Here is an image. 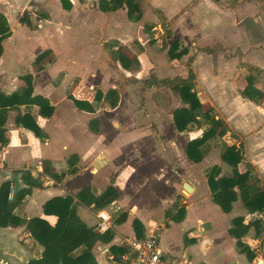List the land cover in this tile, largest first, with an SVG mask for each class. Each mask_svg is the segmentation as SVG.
I'll list each match as a JSON object with an SVG mask.
<instances>
[{
    "label": "crops",
    "instance_id": "1",
    "mask_svg": "<svg viewBox=\"0 0 264 264\" xmlns=\"http://www.w3.org/2000/svg\"><path fill=\"white\" fill-rule=\"evenodd\" d=\"M252 1H254L255 6L249 3L248 0H238V4L248 3L250 13L254 12L255 15H260L263 20L260 23L264 25V0ZM58 4L59 0H39V3H34L32 0H0V14L6 17L11 29V35L3 41V54L0 57V91L9 96L22 93L27 88L22 78L31 74L33 76V96L47 99L53 107L51 115L43 114L38 106H20L18 109H11L8 112L7 122L4 126V138L8 142L7 145L0 148V187L6 182H10V194L13 192L15 196L19 190L25 187L22 172L29 171L34 179L43 183V188H35L32 194L14 210L13 215L20 221L19 224L6 228L0 227V264H30V261L42 257L44 248L26 230L27 222L39 218L54 227L58 218L53 215H46L44 206L54 198H65L67 196L73 198V207L76 208L81 220L94 230L97 224L96 213L98 210H105L113 216V241L110 244L97 243L92 250L98 264L114 263V254L111 252V247H120L119 243L123 238L135 237L142 239L156 231L160 232L159 248L161 253L163 256L175 261L187 262L188 264H256V254L253 247L260 242L264 245V240L260 239V234L258 235L255 229L252 228L243 238V242L247 244L251 251L252 259H250L246 253L237 247V240L230 236L229 230L232 227V221L236 218H244L246 224L256 221L261 222L258 216H264V213L250 214L239 199L234 203L232 212L226 214L222 211L220 205L213 201V193L210 190V201L216 204L212 205L211 210L217 213L215 217L217 221H211L209 219L210 214H206L208 219L200 218L196 222V213L192 211L194 202H191V200L198 193L200 183L198 178L179 170L181 166L193 167L194 164H199L191 163L186 153L188 142L194 140V138L196 139V137L188 140L184 135L185 131L179 132L177 130L174 114L171 123L174 126L168 136L164 129H154L144 124L140 125L143 121L149 122L151 117L140 115L138 108L134 107V101L139 99V97L135 99V96H138L136 93H131L127 98H123L122 94H119L116 89V85H114L115 87H108L109 90L106 94L100 88L92 89L91 86L94 83L110 86V84L116 82L117 72L108 71L110 69H94L95 74H93L91 49L84 43L82 46L79 45L80 47L77 50L75 49L76 44L73 43L75 31H29L28 25L20 23V19L24 14L34 17L38 9H48V6L53 8ZM69 4L72 5V3ZM241 6L243 5L237 6L233 10L234 16L238 17L240 15L243 17L242 15L245 13ZM239 8H241V12H237ZM101 13L108 14L109 12L101 11ZM50 16L53 19L52 13ZM79 33L82 32L79 31ZM182 34L192 38L190 37L192 36L191 31H185ZM195 34L197 35V33ZM34 36L49 40V42L26 55L25 60L22 51L23 44L24 42L33 41ZM199 36H196L197 40ZM60 47L62 50L58 52ZM230 47L227 49L226 56H224V53H218L216 60L215 57L209 58L210 55H206V52L201 50L196 55L195 64L199 58H205L203 57L204 54L208 56V58H205L209 60L208 63L232 67V69H237L243 63L250 62L247 53H250L251 49L244 50V52L236 49L232 53ZM186 48L182 47L181 49ZM121 50L123 51L119 56V66L122 72L132 73L138 67L141 57L128 49L122 48ZM191 50L185 55L186 57L194 56ZM45 51H50L52 54L42 64L43 68L39 70L34 65V61ZM236 52H238V55ZM121 56L126 58L127 69L121 64ZM73 61L86 63L82 64L81 69L85 72L89 81L83 78L84 74H78V76L72 78L71 85L74 86V90L71 87L65 90L64 97L67 101H64L65 109L61 110L54 97L57 89L64 83L62 82L64 73L71 70L69 64ZM177 61L173 62L177 64ZM61 73L63 74L59 79ZM225 79L229 83L230 77ZM218 84L220 83L218 82ZM99 91L102 93L103 99L100 102H95V95ZM112 92H115L117 98H119L115 108H112L110 104ZM70 95L76 99L88 101L94 106L95 111L91 113L81 110L69 98ZM198 96L200 98V93ZM200 99L204 103L203 98ZM125 100H130V104L126 105ZM99 106L109 108L104 114L111 122L110 128L104 129L103 124L100 125L102 109ZM123 107L133 109L132 114L135 121L132 123V137L120 140L125 127L117 119L116 112ZM47 112L49 113L48 110ZM242 112V121L247 119L250 122L248 124L249 128L239 129L244 138L240 137L242 141L240 144L232 143L231 145H237L238 147L241 145L243 147L244 159L240 170L242 172L250 170L247 169V166L251 169L254 168L259 176H256L254 171H250L259 180L260 186L264 187V170L261 169L264 165V145H260L264 139V119L261 117L263 115H260L262 113L257 114L261 121L255 125V123H251L253 120L248 117L249 114L246 113V110ZM17 120L20 121V124H17ZM94 120L98 122L99 130L97 132L90 128V123ZM235 124L238 126V122ZM35 128L39 129L40 136L35 133ZM111 131L114 132L113 137L110 135ZM148 131L154 134L151 135ZM147 135H151L152 140L147 138ZM155 140H157L156 144L162 148L159 152L155 150L156 148H153ZM247 141L250 143L249 146H255L253 153H248V155ZM217 151L218 149H215L213 152L217 153ZM73 156L78 158L76 164L78 171L73 175L65 174L69 170V159ZM214 158V161H217L216 163L222 160L219 156H214ZM175 159H178L181 165L175 163ZM259 162H262L261 166H259ZM219 167L223 168L225 173L221 177H229L227 171L232 172L233 170L227 164ZM205 169L201 170L202 173L200 172L202 178L205 175L203 172ZM45 170L48 171V174L44 173ZM49 174L54 176L65 174V177L59 182ZM175 174L181 178L179 185L182 183V187H184L188 183L194 189L191 192L192 198L188 202H184L185 209L183 206L177 208L176 198L173 196L172 186H175ZM151 180H155V185L151 183ZM205 180L208 184L207 177ZM85 187H90L96 196H101L109 187H113L118 193L117 200L102 209L86 206L80 203L77 198V195ZM150 187L154 189L153 192L149 191ZM142 192H145L148 196L151 195L154 200L153 204H157V209H160L162 216L160 225L151 222L147 212L142 209V202L140 199H136L138 194ZM10 194L9 199L13 200L14 196L11 199ZM179 194L182 195L178 191L177 195ZM173 208L175 209L171 213L170 210ZM179 209L181 210L178 211ZM125 214L127 215L125 222L116 224L115 221ZM194 216H196L195 219H193ZM253 218H256V221H253ZM135 220L141 223L138 233L134 228ZM174 227L178 228L182 239L178 247L180 252L161 242L163 233ZM82 251L83 248H80L75 254L79 255ZM123 264L128 263L123 261Z\"/></svg>",
    "mask_w": 264,
    "mask_h": 264
},
{
    "label": "rangeland",
    "instance_id": "2",
    "mask_svg": "<svg viewBox=\"0 0 264 264\" xmlns=\"http://www.w3.org/2000/svg\"><path fill=\"white\" fill-rule=\"evenodd\" d=\"M99 1L59 0L58 6L38 9L34 17L29 14L26 15L30 22L29 31H75L73 40V43L76 44L75 49L77 50L83 43L91 49L93 74H95L94 69H110L108 71L117 72L116 82H113L110 86L94 83L91 86L92 89L100 88L106 94L111 86L116 85V89L119 94H122L123 98H127L131 93H136L138 96H135V99L137 97L139 99L134 101V107L138 108L140 115L151 117L149 122L143 121L140 125L144 124L154 129H164L167 136L170 135L174 126L171 123L173 122L175 110L184 107L177 92V87L188 77V70L194 72L195 91L198 94L200 93V98H203L205 112L211 109L210 117L213 120H220L221 123L218 129L216 126V129L218 131L224 129L226 135L222 138L217 134H211L201 147V152L207 160L203 158L202 161L205 160L204 162L194 164L193 167L181 166L179 170L198 178L200 183L198 193L191 200V202H194L192 211L196 213V222L200 218L208 219L206 214H210L209 219L211 221H217V218H215L217 213L211 210L212 205L216 204L210 201L211 188L205 179L206 177L208 179L207 175L215 168H220L219 166L227 163L223 160L216 163L214 156H219L222 159L227 147L232 146V143L240 144L242 142L240 137L244 138V135L239 132V129L249 128L248 124L250 123L247 119L242 121L243 110H246V113L249 114L248 117L253 120L251 123H255V125L261 121L257 114L262 113L260 115H263L261 117L264 119V100L251 101L242 96V91L246 88L249 78L254 82V85L256 84V87L264 91V25L260 23L263 21L261 16L255 15L254 12L251 14L248 3L240 4L243 5L241 8L243 7L245 13L242 15L243 17L240 15L238 17L234 16L233 10L240 6L238 0H136L135 2L141 11V18L136 19L138 12L135 11L133 3L128 0L114 2L112 10L108 14L101 13ZM32 2L39 3V0H32ZM248 2L255 6L254 1L248 0ZM69 3H72V5ZM67 5L70 6V9L65 8ZM241 8L237 12H241ZM51 13L53 19H51ZM79 31L82 33L80 34ZM185 31H191L192 36L190 37L192 38L182 34ZM196 36H199L198 40ZM47 42L49 40L40 39L37 36H34L31 42H24L22 51L25 60L26 55ZM175 42L179 44L180 49L182 47L192 49V55L194 56H183L177 61L179 65L175 64L170 60L168 54L170 47ZM229 46H231L232 53L236 49L240 52L251 49L250 53H247L250 62L243 63L237 69H232V67L208 63L209 60L205 59L208 56L204 54L203 57L205 58H199L195 64L196 55L201 50H204L206 55L209 54V58L215 57L216 60L218 53H224V56L227 55ZM120 48L128 49L141 57L138 67L132 73L122 72L119 66V56L123 51ZM222 48L225 50L222 51ZM61 50L60 47L58 52ZM236 54L238 55V52ZM82 64L86 63L73 61L69 64L71 70L64 73L62 81L64 83L57 89L54 97L61 110L65 109L64 101H67L64 97L65 90L69 87L74 90V86L71 85L72 78L78 76V74H84L83 78L89 81L85 72L81 69ZM227 77H230L229 83L225 79ZM130 102V100H125L124 103L129 105ZM99 108L102 109L100 125L102 123L104 129L110 128L111 122L104 114L109 108H105V106L104 108L99 106ZM132 111V108L123 107L116 112L117 119L125 127L120 140L130 138L133 135L131 130L135 118ZM200 116L199 123L190 125L185 131L184 135L188 140L193 137L200 139L211 129H215L212 120L206 119L204 115ZM237 122L238 126L235 124ZM112 132L110 135L113 137L114 132ZM148 132L151 135L154 134L151 131ZM151 135H147L150 140H152ZM192 141H189L188 144ZM154 142L153 148H156L157 152L162 150L161 146L156 144L157 140ZM249 144V141H247V147L249 148L247 155L253 153L255 149V146H249ZM260 145H264V139ZM215 149H218L217 153L213 152ZM189 161L195 163L191 159ZM175 163L179 164L178 159H175ZM258 164L261 166L262 162ZM183 165L185 164L183 163ZM202 169H205L203 178L200 176ZM247 169L254 171L256 176H259L254 168L251 169L247 166ZM261 169L264 170V165ZM220 171L221 175H225L223 168H220ZM175 176V186H172L173 196L176 198L177 208L183 206L185 209L184 202H188L192 198V193H187L182 187V183L179 185L180 176L177 174ZM227 176L232 177L233 170L232 172L227 171ZM151 183L155 185V180H151ZM153 190L150 187L149 191L153 192ZM178 191L182 195H177ZM136 199H140L142 202V209L147 212L151 222L160 225L161 211L157 209V204H153L154 200L151 195L148 196L145 192H142L138 194ZM174 209L170 210L171 213ZM253 221H256V218H253ZM156 233L160 235L159 231H156ZM181 240L180 231L176 227L164 232L161 237L163 244L171 246L178 252H180L178 247Z\"/></svg>",
    "mask_w": 264,
    "mask_h": 264
},
{
    "label": "trees",
    "instance_id": "3",
    "mask_svg": "<svg viewBox=\"0 0 264 264\" xmlns=\"http://www.w3.org/2000/svg\"><path fill=\"white\" fill-rule=\"evenodd\" d=\"M118 0H100L99 9L102 12H110L114 2ZM133 3L135 11L138 12L136 19L141 18L136 0H128ZM67 5V9L70 6ZM29 18L24 15L20 19V23L29 26ZM11 35V29L6 17L0 14V57L3 54V41ZM50 51H45L40 54L34 61V65L41 70L42 64L51 56ZM170 60L176 61L188 54L187 49H180L177 42L173 43L168 52ZM121 64L127 69L126 58L120 57ZM27 88L20 94L11 96L5 95L0 91V148L7 145V140L4 138V126L7 122L8 112L11 109H18L20 106H38L43 114L51 115L53 107L50 102L40 96H33V76L26 75L23 78ZM195 75L192 70L186 80L177 87V92L181 97L182 102L186 105L183 108L177 109L174 112L175 126L179 132H184L192 124H198L200 115H204L206 119L212 120L215 129H211L202 138L195 139L188 144L187 154L189 159L195 163H200L204 156L201 152V147L207 141L211 134H217L219 137H224L226 131L223 129L218 131L220 120H213L210 116L211 109L208 112L204 110V103L195 91L194 85ZM111 107L115 108L118 104L115 92L111 93ZM242 96L251 101L264 100V91L254 85V82L249 78L246 88L242 91ZM69 98L81 110L93 113L94 106L88 101L76 99L73 96ZM103 96L99 91L95 95V102L102 101ZM49 111V113L47 112ZM17 124L20 121L17 120ZM217 126V129H216ZM91 130L97 132L98 122L90 123ZM217 130V131H216ZM35 133L40 136L39 129L35 128ZM243 147L240 145H232L227 147L222 155V160L233 168L232 177H221L220 168H215L208 176V184L213 193V201L220 205L222 211L229 214L233 210V205L239 199L244 204L250 214L264 213V187L259 185V180L255 178L250 170L241 171L240 167L244 159ZM78 158L76 156L69 159V170L65 174H76L78 169L76 164ZM48 171L45 170L44 173ZM65 174L54 176L49 174L56 181H62ZM23 182L25 187L17 192L13 200L9 199L11 190L10 182L4 183L0 187V227L6 228L12 225H17L20 221L13 215L14 210L32 194L35 188H43V183L34 179L29 171L22 172ZM118 193L113 187H109L101 196H96L90 187H85L77 195L80 203L86 206H94L97 209L106 208L117 200ZM73 198L67 196L65 198H54L44 206L46 215H53L58 218L54 227L50 226L45 220L34 218L27 222L26 230L31 236L44 248V252L40 259L30 261V264H98L92 250L97 243L110 244L114 238V232L110 231L104 234L95 232L94 228L88 227L78 216L77 210L73 207ZM127 215L120 216L115 223L122 224L125 222ZM141 223L138 220L134 221V228L139 232ZM262 223L260 221L245 223L244 218H236L232 221V227L229 230L231 237L237 240V247L247 254L252 259V254L243 242V238L250 232L252 228L257 234H260ZM83 248L81 254L75 252ZM111 252L114 254L113 264H123L122 255L125 250L120 247H111Z\"/></svg>",
    "mask_w": 264,
    "mask_h": 264
},
{
    "label": "built area",
    "instance_id": "4",
    "mask_svg": "<svg viewBox=\"0 0 264 264\" xmlns=\"http://www.w3.org/2000/svg\"><path fill=\"white\" fill-rule=\"evenodd\" d=\"M13 196L12 192L10 198L12 199ZM96 217L95 232L104 234L114 230V219L111 214L105 210H98ZM258 219L262 223L259 236L264 240V216L259 215ZM119 246L126 250L122 259L128 264H188L163 256L159 248L160 235L156 232L142 239L125 237L120 241ZM253 251L256 254V264H264V245L260 242L253 247Z\"/></svg>",
    "mask_w": 264,
    "mask_h": 264
},
{
    "label": "water",
    "instance_id": "5",
    "mask_svg": "<svg viewBox=\"0 0 264 264\" xmlns=\"http://www.w3.org/2000/svg\"><path fill=\"white\" fill-rule=\"evenodd\" d=\"M184 189H185V191H187L189 193L193 192V190H194L193 187L190 184H188V183H186L184 185Z\"/></svg>",
    "mask_w": 264,
    "mask_h": 264
}]
</instances>
